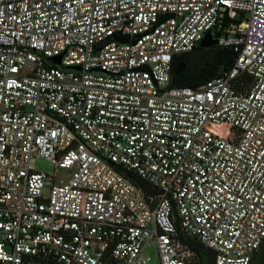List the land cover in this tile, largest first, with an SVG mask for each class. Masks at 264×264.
<instances>
[{
	"label": "built area",
	"instance_id": "2783aa9c",
	"mask_svg": "<svg viewBox=\"0 0 264 264\" xmlns=\"http://www.w3.org/2000/svg\"><path fill=\"white\" fill-rule=\"evenodd\" d=\"M225 15L232 67L172 87ZM186 239L264 243V0H0V264H195Z\"/></svg>",
	"mask_w": 264,
	"mask_h": 264
},
{
	"label": "trees",
	"instance_id": "16d2710c",
	"mask_svg": "<svg viewBox=\"0 0 264 264\" xmlns=\"http://www.w3.org/2000/svg\"><path fill=\"white\" fill-rule=\"evenodd\" d=\"M235 55L228 48H219L216 45L210 48L196 47L192 52L182 54L175 59L174 67L184 63L185 68L179 74L172 72V87H189L197 89L206 82L228 71L234 64ZM130 179L138 186L145 187L132 173H128ZM184 242L195 252V264H213L214 254L205 249L195 240L186 239ZM264 264V243L259 251L253 256L251 264Z\"/></svg>",
	"mask_w": 264,
	"mask_h": 264
},
{
	"label": "water",
	"instance_id": "95a60500",
	"mask_svg": "<svg viewBox=\"0 0 264 264\" xmlns=\"http://www.w3.org/2000/svg\"><path fill=\"white\" fill-rule=\"evenodd\" d=\"M167 18H169V17H167V16L164 17V18L162 19V21L166 20ZM231 23H233V21L230 20L229 18H227V16L225 15L224 18H223V20H222V23H221L220 31L216 32L214 35L207 33V34L204 36V38L200 41V43H199V47L205 49V48H210V47H212V46H215L216 43H217V39H218V38L220 37V35H221V31H222V30H223L228 24H231ZM115 39H116L117 41H119V42H127V41H128V37H116ZM59 60H60V58H56V59H54V61H55L56 63H59ZM184 68H185V64H184V63H179V64H177V65L174 67V69H173V73H174V74H179L180 72L183 71Z\"/></svg>",
	"mask_w": 264,
	"mask_h": 264
},
{
	"label": "rangeland",
	"instance_id": "374dc122",
	"mask_svg": "<svg viewBox=\"0 0 264 264\" xmlns=\"http://www.w3.org/2000/svg\"><path fill=\"white\" fill-rule=\"evenodd\" d=\"M34 167L38 172H44V173H53L54 168L53 164L50 161L44 160V159H37L34 163ZM67 175V172L64 170L59 171V177H64ZM144 254L150 257L149 264H159L158 256L156 253V249L153 245L146 246L144 248ZM261 259L257 261L256 264H260Z\"/></svg>",
	"mask_w": 264,
	"mask_h": 264
}]
</instances>
